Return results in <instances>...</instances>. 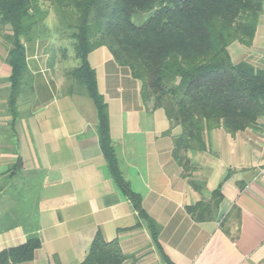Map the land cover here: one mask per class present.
<instances>
[{
    "label": "crops",
    "instance_id": "crops-1",
    "mask_svg": "<svg viewBox=\"0 0 264 264\" xmlns=\"http://www.w3.org/2000/svg\"><path fill=\"white\" fill-rule=\"evenodd\" d=\"M43 41L26 44L32 91H22L15 116L0 41V253L40 240L30 259L6 254L0 264H82L97 233L118 241L122 264H264V181L256 177L264 165V116L234 133L214 127L204 150L187 151L193 178L204 182L199 191L172 155L180 127L142 101L140 81L107 48L88 54L107 103L117 170L159 225L154 240L109 170L93 102L62 90ZM228 52L234 63L264 70V1L251 43L234 41ZM216 189L212 218L196 220L187 208Z\"/></svg>",
    "mask_w": 264,
    "mask_h": 264
},
{
    "label": "trees",
    "instance_id": "trees-1",
    "mask_svg": "<svg viewBox=\"0 0 264 264\" xmlns=\"http://www.w3.org/2000/svg\"><path fill=\"white\" fill-rule=\"evenodd\" d=\"M264 0H0V41L10 67L8 107L16 115V102L24 89L32 91L26 44L45 33V3L56 9L60 29L68 31L77 64L65 72L62 90L87 96L97 114L99 145L109 170L156 240L159 225L141 206V196L123 180L109 135L107 103L99 92L88 54L104 46L115 62L129 69L141 83L140 96L151 108H162L169 125L179 126L172 155L182 175L201 191L186 155L206 148L207 131L223 127L234 133L253 126L264 116V70L245 61L234 63L228 46L249 45ZM148 12L140 24L134 14ZM52 64V62H51ZM19 163L14 164L13 169ZM221 198L218 189L209 201L187 208L196 220L212 218ZM40 245L30 237L24 245L0 253L27 260ZM125 255L116 239L105 241L97 233L82 264H122Z\"/></svg>",
    "mask_w": 264,
    "mask_h": 264
},
{
    "label": "rangeland",
    "instance_id": "rangeland-1",
    "mask_svg": "<svg viewBox=\"0 0 264 264\" xmlns=\"http://www.w3.org/2000/svg\"><path fill=\"white\" fill-rule=\"evenodd\" d=\"M44 8L47 9V15L44 19L45 33L39 39L44 40L43 42L46 44L47 55H49L48 64L52 67L51 72L55 74L56 79L61 80L64 84L65 72L75 66L77 60L74 58L71 40L67 37L68 31L60 29L55 7L47 2ZM148 15V12L136 13L133 15L132 21L135 24H140ZM27 94H24V100L29 98Z\"/></svg>",
    "mask_w": 264,
    "mask_h": 264
},
{
    "label": "built area",
    "instance_id": "built-area-1",
    "mask_svg": "<svg viewBox=\"0 0 264 264\" xmlns=\"http://www.w3.org/2000/svg\"><path fill=\"white\" fill-rule=\"evenodd\" d=\"M256 177L264 181V165L259 166L256 170Z\"/></svg>",
    "mask_w": 264,
    "mask_h": 264
}]
</instances>
